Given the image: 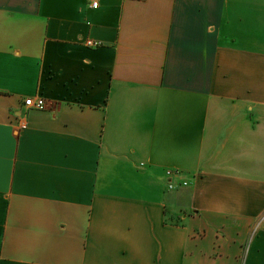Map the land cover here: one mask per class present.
Returning a JSON list of instances; mask_svg holds the SVG:
<instances>
[{
  "label": "crops",
  "instance_id": "0c3cea01",
  "mask_svg": "<svg viewBox=\"0 0 264 264\" xmlns=\"http://www.w3.org/2000/svg\"><path fill=\"white\" fill-rule=\"evenodd\" d=\"M93 1L0 0V264H264V0Z\"/></svg>",
  "mask_w": 264,
  "mask_h": 264
},
{
  "label": "built area",
  "instance_id": "2783aa9c",
  "mask_svg": "<svg viewBox=\"0 0 264 264\" xmlns=\"http://www.w3.org/2000/svg\"><path fill=\"white\" fill-rule=\"evenodd\" d=\"M99 6V2L98 0L93 1L92 3V7L94 8H98ZM101 43L98 41H88V45L92 46V47H97L99 46ZM25 105L29 108H33V109H45L47 107L46 101L43 98H38V99H33V98H29L26 99L25 101ZM175 174H178V172L176 171H168L167 176L169 178V188L175 189L176 185L172 183V179L174 177ZM183 185H187V183H184Z\"/></svg>",
  "mask_w": 264,
  "mask_h": 264
},
{
  "label": "rangeland",
  "instance_id": "374dc122",
  "mask_svg": "<svg viewBox=\"0 0 264 264\" xmlns=\"http://www.w3.org/2000/svg\"><path fill=\"white\" fill-rule=\"evenodd\" d=\"M168 173V172H167ZM173 180V179H172Z\"/></svg>",
  "mask_w": 264,
  "mask_h": 264
}]
</instances>
